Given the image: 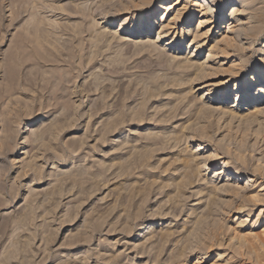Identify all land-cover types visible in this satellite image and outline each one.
<instances>
[{
	"label": "rangeland",
	"instance_id": "374dc122",
	"mask_svg": "<svg viewBox=\"0 0 264 264\" xmlns=\"http://www.w3.org/2000/svg\"><path fill=\"white\" fill-rule=\"evenodd\" d=\"M157 1L0 0V264H264V205L249 198L264 184V97L227 109L235 80L223 96L264 38L219 51L239 5L177 32L186 0ZM151 7L155 24L125 40Z\"/></svg>",
	"mask_w": 264,
	"mask_h": 264
},
{
	"label": "bare ground",
	"instance_id": "6f19581e",
	"mask_svg": "<svg viewBox=\"0 0 264 264\" xmlns=\"http://www.w3.org/2000/svg\"><path fill=\"white\" fill-rule=\"evenodd\" d=\"M161 1L162 0H158L157 3L159 4L155 5V7L161 8V5H160ZM185 2L188 3L189 6L188 5L186 6V3H184L182 7L174 10L175 12L172 16L174 19L171 21V24H172L171 26L175 30L177 28V32H178L177 25L188 24L190 22V18L193 16V12H199V16H203V18L205 17L202 23H206L210 19V14H212L214 11L217 13L216 15L221 14L223 12V8L226 5L231 3V4H237L239 5V7L230 9L228 17L223 21L224 24L222 28H226L225 29L226 32H231V35L230 36L223 35V37L218 39L219 41L215 45L216 47H218V50L222 52H226V53H231V51H237L238 53H240L241 50H243L242 49L243 44H248L250 48L253 44L260 43V40H257L258 38L259 39L264 38V0H186ZM153 7H151L149 12L147 13L149 18L145 19L146 14L143 13L139 18V22L137 21V23H133L131 27H128L127 29H125L126 30V33L124 34L125 40H134V37L145 36L146 34V33L144 34L145 30H149L151 26L155 24L154 19L153 18L150 19V16H152L156 12V8H153ZM162 9L167 10L168 7H162ZM216 15L214 14L212 16L213 18V20L211 21L212 23L217 20L218 17ZM230 19H232L233 21L229 22ZM125 24H126V21L121 20L120 22L121 28ZM166 24L160 25L161 29L164 26H167ZM166 28H169V27H166ZM120 30H121L120 28L115 29L113 31V35L115 36L121 35ZM179 31H180V38H183L184 35L188 32V28H184L182 26ZM161 32L163 31H159L158 33H156V37L153 40L154 42H158L162 40L163 36H165ZM174 36L170 39V41H167L163 49L170 50L171 47L176 46V44H173V42L176 40L174 39ZM179 42H180V39L178 40L177 43ZM237 43L242 44V46L238 45ZM262 43H263L262 45L263 48L259 50L258 49L255 50L256 52H261L262 54L261 59H258L259 60L258 62H260L259 66H255L256 63L249 66L248 68H251L252 70L250 73H248L249 75L247 74V76L245 77L243 75V72L245 70H248V68L245 67L247 65V63H245L247 60L243 56L242 57L235 56L237 59L239 58L238 62L235 61L233 63L236 72L235 74L232 75L231 78H229L225 82L226 84L228 83L230 84L232 81L235 80V89H234L236 91L235 103L227 106L228 107L227 109L232 110V108H237L239 103L242 101L244 102L246 100L248 101L250 99H253L258 102L260 101L261 98L264 97V40L262 41ZM152 44L154 45V43ZM242 79L244 81H242ZM252 83H255L257 86L256 91L253 93L249 92L248 90L249 88H251ZM229 84L223 90L224 97L227 95V91L229 90L228 88ZM242 87L244 89H242L241 91L238 90V89H241ZM216 92H218V90ZM255 110L260 111V108L254 109V112ZM24 125L25 127L19 130L18 132L19 136H21V141L20 143L17 144L18 147L13 151V153L21 151L22 148L24 147V144L29 139L27 132L32 131L31 127L33 126V123L26 122ZM222 165H223V170H227L226 175L232 176L231 180L233 181L239 180V176L244 174L240 170V168L235 167V165H233L231 161H223ZM228 170H229V174H228ZM235 186L239 187L237 184H235ZM259 186L260 187L258 190H256L254 193L249 195V198L252 199L253 204L255 203V205L257 206H260L262 204L264 205V202H262L264 201V191H263L264 184H260ZM245 207H246L245 205L242 206V208H245ZM252 210L253 208L251 206H248V208H246L247 216L251 214ZM262 214H264V208L260 207L257 211V216H261ZM147 227L151 228L150 224H148L147 221L141 222L136 227L135 231L129 235V238L131 239L134 236L141 235L144 232L145 228ZM223 260L225 262L227 261L226 259H223Z\"/></svg>",
	"mask_w": 264,
	"mask_h": 264
}]
</instances>
